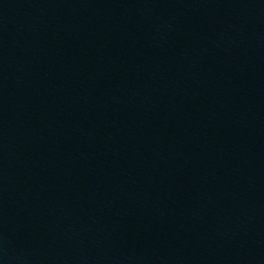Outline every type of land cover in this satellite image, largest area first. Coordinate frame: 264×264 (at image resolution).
<instances>
[{"label": "water", "instance_id": "95a60500", "mask_svg": "<svg viewBox=\"0 0 264 264\" xmlns=\"http://www.w3.org/2000/svg\"><path fill=\"white\" fill-rule=\"evenodd\" d=\"M0 264H264L232 0H0Z\"/></svg>", "mask_w": 264, "mask_h": 264}]
</instances>
